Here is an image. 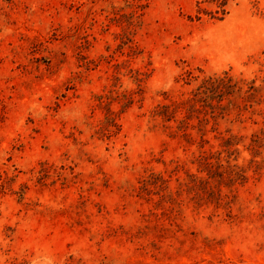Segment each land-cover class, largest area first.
I'll return each mask as SVG.
<instances>
[{
	"label": "rangeland",
	"instance_id": "rangeland-1",
	"mask_svg": "<svg viewBox=\"0 0 264 264\" xmlns=\"http://www.w3.org/2000/svg\"><path fill=\"white\" fill-rule=\"evenodd\" d=\"M0 264H264V0H0Z\"/></svg>",
	"mask_w": 264,
	"mask_h": 264
},
{
	"label": "trees",
	"instance_id": "trees-1",
	"mask_svg": "<svg viewBox=\"0 0 264 264\" xmlns=\"http://www.w3.org/2000/svg\"><path fill=\"white\" fill-rule=\"evenodd\" d=\"M239 90V89H238Z\"/></svg>",
	"mask_w": 264,
	"mask_h": 264
}]
</instances>
